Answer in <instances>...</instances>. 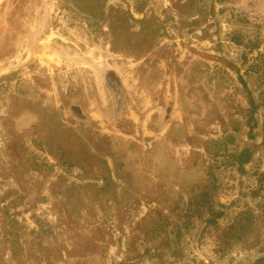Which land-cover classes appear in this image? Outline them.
<instances>
[{"label":"rangeland","instance_id":"374dc122","mask_svg":"<svg viewBox=\"0 0 264 264\" xmlns=\"http://www.w3.org/2000/svg\"><path fill=\"white\" fill-rule=\"evenodd\" d=\"M261 56L264 0H0V264H264Z\"/></svg>","mask_w":264,"mask_h":264},{"label":"trees","instance_id":"16d2710c","mask_svg":"<svg viewBox=\"0 0 264 264\" xmlns=\"http://www.w3.org/2000/svg\"><path fill=\"white\" fill-rule=\"evenodd\" d=\"M233 41H234V43L237 46H241L242 48H244L245 50H247L248 53H252L254 51H257L259 49V47H260L257 42L252 41V40H247V42H246L243 39H241L240 37L234 38ZM259 60H261V62H260V64H258L256 66L260 67L261 72L264 75V56H261V59H259ZM143 221H144V218L142 219L141 222H143ZM174 236H175L174 238L176 239L177 237L180 236V234H178V235L175 234ZM261 262L264 263V260H259V263H261Z\"/></svg>","mask_w":264,"mask_h":264}]
</instances>
